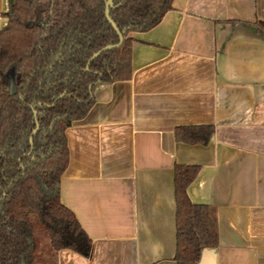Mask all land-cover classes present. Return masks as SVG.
<instances>
[{"label": "crops", "instance_id": "obj_1", "mask_svg": "<svg viewBox=\"0 0 264 264\" xmlns=\"http://www.w3.org/2000/svg\"><path fill=\"white\" fill-rule=\"evenodd\" d=\"M131 36L130 80L65 131L59 197L92 248L56 264H176V165L200 167L187 193L218 236L198 264H264V0H173Z\"/></svg>", "mask_w": 264, "mask_h": 264}, {"label": "trees", "instance_id": "obj_2", "mask_svg": "<svg viewBox=\"0 0 264 264\" xmlns=\"http://www.w3.org/2000/svg\"><path fill=\"white\" fill-rule=\"evenodd\" d=\"M172 1L114 0L109 15L123 42L85 69L95 52L119 41L106 0H9L0 30V264H56L63 249L90 255L91 239L59 197L69 160L65 131L93 106L95 85L130 80L131 33L155 27ZM204 131L200 142L212 127ZM199 170L175 166L176 264H198L218 242L208 207L187 193ZM39 232L51 259L40 258Z\"/></svg>", "mask_w": 264, "mask_h": 264}, {"label": "water", "instance_id": "obj_3", "mask_svg": "<svg viewBox=\"0 0 264 264\" xmlns=\"http://www.w3.org/2000/svg\"><path fill=\"white\" fill-rule=\"evenodd\" d=\"M113 2L114 0H106L105 2V10H104V14H105V17L107 19V21L111 24V26L113 27V29L115 30V32L117 33L118 35V38H119V41L117 44H114V45H107L103 48H101L100 50H98L97 52H95L91 57L90 59L88 60L87 62V65H86V68L85 69H88V65L89 63L94 60L98 55H100L103 51L105 50H109V49H112L114 47H118L122 44L123 42V34L122 32H120V30L117 28L116 24L112 21V19L110 18V15H109V10L110 8L113 6ZM34 120H35V128L34 130L32 131L31 135H30V139H29V142H30V145L32 146L33 145V140H32V136L33 134L36 133L37 129H38V121H37V118H36V111H34Z\"/></svg>", "mask_w": 264, "mask_h": 264}, {"label": "rangeland", "instance_id": "obj_4", "mask_svg": "<svg viewBox=\"0 0 264 264\" xmlns=\"http://www.w3.org/2000/svg\"><path fill=\"white\" fill-rule=\"evenodd\" d=\"M38 237H39V241H40V246H39V249H38V253L40 254V258L42 259H51V252L49 250V241H48V237L42 233V232H39L38 233ZM54 259L56 260L55 258V255H54Z\"/></svg>", "mask_w": 264, "mask_h": 264}]
</instances>
